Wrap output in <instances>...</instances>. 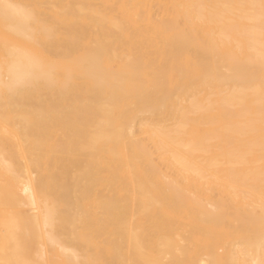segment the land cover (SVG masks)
Instances as JSON below:
<instances>
[{
	"label": "bare ground",
	"instance_id": "obj_1",
	"mask_svg": "<svg viewBox=\"0 0 264 264\" xmlns=\"http://www.w3.org/2000/svg\"><path fill=\"white\" fill-rule=\"evenodd\" d=\"M0 264H264V0H0Z\"/></svg>",
	"mask_w": 264,
	"mask_h": 264
},
{
	"label": "snow or ice",
	"instance_id": "obj_2",
	"mask_svg": "<svg viewBox=\"0 0 264 264\" xmlns=\"http://www.w3.org/2000/svg\"><path fill=\"white\" fill-rule=\"evenodd\" d=\"M3 7H6V8H11L13 7L12 5H2Z\"/></svg>",
	"mask_w": 264,
	"mask_h": 264
}]
</instances>
